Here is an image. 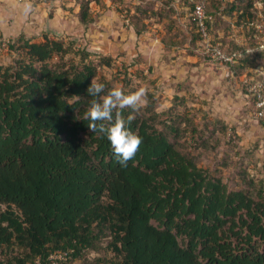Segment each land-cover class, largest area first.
I'll use <instances>...</instances> for the list:
<instances>
[{
  "label": "trees",
  "instance_id": "trees-1",
  "mask_svg": "<svg viewBox=\"0 0 264 264\" xmlns=\"http://www.w3.org/2000/svg\"><path fill=\"white\" fill-rule=\"evenodd\" d=\"M138 1L133 11L127 6L130 17L161 16L149 0ZM161 1L187 19V0ZM32 4L53 5L50 15L58 6L62 19L84 30L108 9L106 0ZM263 7L264 0H209L210 33L226 43L231 26L248 24ZM182 33L188 51L201 55L189 20ZM66 35L21 30L0 52V264H51L55 251L69 256L57 264H264V157L254 173L246 163L264 139L244 150L235 126L189 106L190 98L175 92L158 112L155 92L146 90L143 106L122 112L126 120L131 112L127 126L142 138L122 167L84 118L86 90L95 78L105 92L117 85L134 92L136 58L119 68ZM165 45L174 47V38ZM231 45L240 53L235 77L264 70V50ZM102 68L114 69L111 83Z\"/></svg>",
  "mask_w": 264,
  "mask_h": 264
},
{
  "label": "rangeland",
  "instance_id": "rangeland-1",
  "mask_svg": "<svg viewBox=\"0 0 264 264\" xmlns=\"http://www.w3.org/2000/svg\"><path fill=\"white\" fill-rule=\"evenodd\" d=\"M121 1L122 4L106 0L108 9L87 30H84L77 20L63 19L68 23L66 26L68 33L64 34L94 47L105 56H111L117 60L118 64L120 63L119 68L122 67V64L129 67L132 58H136V64L133 67L140 77L131 81L134 91L143 86L145 91L155 92L158 112L165 111L170 107L172 96L177 92L179 96L185 95L188 99L190 98L189 106L202 108L213 117L235 126L236 132L240 136L238 145L244 150L245 148L248 150L256 142L263 143L264 138H262L260 124L250 121L249 107L247 108V102L244 100L240 88L237 87L240 83L235 80L229 81L225 77L224 69L205 60L198 52L190 53L188 51L187 38L182 33L188 23L187 19L181 21L175 19V12L168 11L163 7L164 4L161 0H149L151 9L160 10L161 16L153 17L150 14L152 10H147L146 18L139 14H137L138 17H130L126 11L127 6H130L133 11L134 5L139 1ZM144 6L147 8L148 4H144ZM43 11L37 12L36 18L39 23L43 19ZM54 14L62 19L58 6L55 8ZM145 20L146 26L143 28L142 37L137 36L136 30L140 29ZM19 22L24 26L26 21ZM9 32L6 36L0 34V39L6 44L13 38V32L11 30ZM169 38H174L175 45L166 48L165 42L168 44ZM7 50L2 48L0 52L4 53ZM113 72L114 69L112 71L102 68L100 70L102 80L111 83ZM208 156L203 160L204 163L212 160L213 153H208ZM218 156L220 157L221 154ZM263 157L264 150L256 148L252 151L250 157H246L248 169L253 173L259 170L263 163Z\"/></svg>",
  "mask_w": 264,
  "mask_h": 264
},
{
  "label": "built area",
  "instance_id": "built-area-1",
  "mask_svg": "<svg viewBox=\"0 0 264 264\" xmlns=\"http://www.w3.org/2000/svg\"><path fill=\"white\" fill-rule=\"evenodd\" d=\"M18 3L28 0H16ZM209 0H187L190 10L187 13V20L193 24L199 33V47L201 55L207 61L218 65L224 69L225 77L229 81L235 80L241 84V93L246 104L249 107L250 121L262 123L264 125V70L259 67L247 68L239 78L235 77L231 71V67L235 65L240 53L232 48L231 43L236 46L243 47L251 44L247 48V52H253L254 49L264 50V7L262 10L252 17L248 24L240 27L231 26V34L226 43L216 41L210 33L213 17L207 13V3ZM8 49L6 42L0 39V50ZM231 138V132L228 139ZM69 258L68 254L63 251H55L51 253L48 260L51 264H57ZM37 264H39L37 262Z\"/></svg>",
  "mask_w": 264,
  "mask_h": 264
},
{
  "label": "clouds",
  "instance_id": "clouds-1",
  "mask_svg": "<svg viewBox=\"0 0 264 264\" xmlns=\"http://www.w3.org/2000/svg\"><path fill=\"white\" fill-rule=\"evenodd\" d=\"M32 6L27 4L23 11L31 12ZM106 85L92 78L87 93L92 99L84 112L92 131L102 134L109 142L113 159L122 167H126L142 141V138L127 126L132 119L131 112L127 120L122 115L124 109L136 111L146 103L145 88L126 93L121 86H115L105 92ZM103 93V94H102Z\"/></svg>",
  "mask_w": 264,
  "mask_h": 264
},
{
  "label": "crops",
  "instance_id": "crops-1",
  "mask_svg": "<svg viewBox=\"0 0 264 264\" xmlns=\"http://www.w3.org/2000/svg\"><path fill=\"white\" fill-rule=\"evenodd\" d=\"M27 4L32 6V10L28 14H25L23 8ZM40 7H43L44 9H41ZM51 8H54L53 5L38 4L33 6L32 0L22 3H18L16 0H0V34L6 36L8 33H10V30L13 32V36L19 33L21 30L29 36H32L34 33H38L43 30L57 34L68 33L66 31V26L68 25L67 21L60 19L59 16L54 13L50 15L49 12H51ZM41 10H44L42 13L43 19L41 23H39L36 16L37 12H40ZM19 21H26L25 25H20L21 23ZM145 22L146 20L142 23L143 25H141L140 29H138L139 32L136 33L137 36L142 37L143 28L146 26ZM12 29H14V31H12Z\"/></svg>",
  "mask_w": 264,
  "mask_h": 264
}]
</instances>
